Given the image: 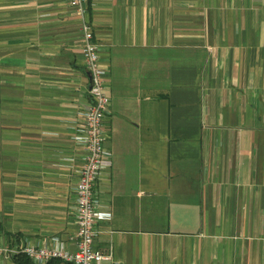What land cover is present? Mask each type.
Masks as SVG:
<instances>
[{"label": "crops", "instance_id": "1", "mask_svg": "<svg viewBox=\"0 0 264 264\" xmlns=\"http://www.w3.org/2000/svg\"><path fill=\"white\" fill-rule=\"evenodd\" d=\"M68 1L0 0L6 247L76 248L90 76ZM84 15L110 95L102 264H264V0H89Z\"/></svg>", "mask_w": 264, "mask_h": 264}, {"label": "built area", "instance_id": "2", "mask_svg": "<svg viewBox=\"0 0 264 264\" xmlns=\"http://www.w3.org/2000/svg\"><path fill=\"white\" fill-rule=\"evenodd\" d=\"M88 1H68L82 19V56L90 76L89 99L78 110L79 120L73 137L84 152L76 169L78 180L74 187L76 248L70 252L61 244L53 248L32 245L11 248L0 245V255L4 257L13 258L23 254L32 264H48L52 260L70 264H102L104 260L112 259L111 247L104 250L94 247V240L99 234L98 222L109 218V213L99 210L95 187L99 177L112 163L108 151L104 148L106 140L104 118L110 105L107 72L100 65L98 46L93 42L91 27L85 20Z\"/></svg>", "mask_w": 264, "mask_h": 264}, {"label": "trees", "instance_id": "3", "mask_svg": "<svg viewBox=\"0 0 264 264\" xmlns=\"http://www.w3.org/2000/svg\"><path fill=\"white\" fill-rule=\"evenodd\" d=\"M13 260L18 264H32L30 260L24 256L23 254H18L13 257ZM48 264H51V261L48 262Z\"/></svg>", "mask_w": 264, "mask_h": 264}]
</instances>
